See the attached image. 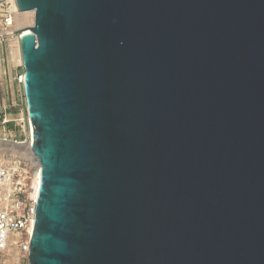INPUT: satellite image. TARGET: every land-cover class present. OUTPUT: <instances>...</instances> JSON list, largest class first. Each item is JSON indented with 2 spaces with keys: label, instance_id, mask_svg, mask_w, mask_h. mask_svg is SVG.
<instances>
[{
  "label": "water",
  "instance_id": "water-1",
  "mask_svg": "<svg viewBox=\"0 0 264 264\" xmlns=\"http://www.w3.org/2000/svg\"><path fill=\"white\" fill-rule=\"evenodd\" d=\"M15 3L29 264H264V0Z\"/></svg>",
  "mask_w": 264,
  "mask_h": 264
},
{
  "label": "rangeland",
  "instance_id": "rangeland-1",
  "mask_svg": "<svg viewBox=\"0 0 264 264\" xmlns=\"http://www.w3.org/2000/svg\"><path fill=\"white\" fill-rule=\"evenodd\" d=\"M10 5V0H0V29L5 11ZM22 74L19 41L16 36H3L0 38V161L11 171L20 174L28 185H32L34 159L24 155L16 156L10 150V144L25 143L30 130L23 85L18 81ZM14 179L17 180L18 175ZM0 264H29V260L17 246L16 253L1 252Z\"/></svg>",
  "mask_w": 264,
  "mask_h": 264
},
{
  "label": "built area",
  "instance_id": "built-area-1",
  "mask_svg": "<svg viewBox=\"0 0 264 264\" xmlns=\"http://www.w3.org/2000/svg\"><path fill=\"white\" fill-rule=\"evenodd\" d=\"M5 12L3 28L10 26L14 17L10 7ZM18 81L23 84L21 76ZM16 175L17 180L14 179ZM32 191V185H28L20 174L11 171L0 161V254L12 235L18 238L17 246L28 257L32 237L29 228L34 225L37 200L32 197Z\"/></svg>",
  "mask_w": 264,
  "mask_h": 264
},
{
  "label": "bare ground",
  "instance_id": "bare-ground-1",
  "mask_svg": "<svg viewBox=\"0 0 264 264\" xmlns=\"http://www.w3.org/2000/svg\"><path fill=\"white\" fill-rule=\"evenodd\" d=\"M10 11H12L14 13V17H13V21L12 24L6 28H1L0 29V38H2L3 36H9V37H14L16 36V40L18 41V36L15 35V30L17 29H23L21 31V35L27 34L29 33V27L30 26V20H31V13L32 11H19L16 7V3L15 0H10ZM26 28V29H24ZM21 80H24V76L22 74L21 76ZM29 126H30V130H29V138L28 141L25 143H15V144H10L11 148V153H14L16 156H22L24 155L25 157L28 158H33L35 161V170H34V179H33V191H32V197L37 199V194H38V190H39V185H40V166L37 162V158L35 157V155L32 152V144L34 142V137H33V125L31 122V119L29 117ZM13 155V154H11ZM36 159V160H35ZM33 226H30L29 231L30 233L33 234ZM17 237L15 236H10L9 242L7 244V246L2 250V252L4 253H16V248H17Z\"/></svg>",
  "mask_w": 264,
  "mask_h": 264
}]
</instances>
